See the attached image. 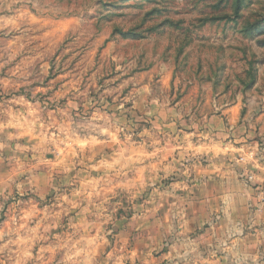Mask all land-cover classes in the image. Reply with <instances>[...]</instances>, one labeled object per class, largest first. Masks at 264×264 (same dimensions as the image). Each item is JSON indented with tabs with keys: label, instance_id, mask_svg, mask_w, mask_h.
Masks as SVG:
<instances>
[{
	"label": "rangeland",
	"instance_id": "1",
	"mask_svg": "<svg viewBox=\"0 0 264 264\" xmlns=\"http://www.w3.org/2000/svg\"><path fill=\"white\" fill-rule=\"evenodd\" d=\"M223 111L264 131V0H0V264L158 255L154 160Z\"/></svg>",
	"mask_w": 264,
	"mask_h": 264
},
{
	"label": "crops",
	"instance_id": "2",
	"mask_svg": "<svg viewBox=\"0 0 264 264\" xmlns=\"http://www.w3.org/2000/svg\"><path fill=\"white\" fill-rule=\"evenodd\" d=\"M252 116L225 111L211 116L193 145L184 147L177 140L171 159L154 160L163 173L159 179L179 172L169 190L161 192L171 204L165 213L173 218L157 229V257L153 249H145L148 239H141V248H129L127 260L264 264V202L258 196L264 188V131L255 133Z\"/></svg>",
	"mask_w": 264,
	"mask_h": 264
},
{
	"label": "built area",
	"instance_id": "3",
	"mask_svg": "<svg viewBox=\"0 0 264 264\" xmlns=\"http://www.w3.org/2000/svg\"><path fill=\"white\" fill-rule=\"evenodd\" d=\"M258 196L261 197V202H264V188L258 190Z\"/></svg>",
	"mask_w": 264,
	"mask_h": 264
}]
</instances>
